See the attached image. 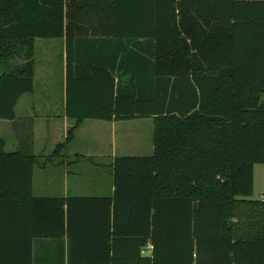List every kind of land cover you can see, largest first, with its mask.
I'll return each instance as SVG.
<instances>
[{"label":"trees","instance_id":"obj_1","mask_svg":"<svg viewBox=\"0 0 264 264\" xmlns=\"http://www.w3.org/2000/svg\"><path fill=\"white\" fill-rule=\"evenodd\" d=\"M98 35L113 43L107 63L90 46ZM59 38L74 124L53 157L86 119L151 118L153 153L114 160L112 198H35L38 156L0 139V264H32L34 239L63 234L69 264H89L75 236L98 214L109 231L113 221L108 264H264V201L251 200L264 165V1L0 0V119L32 92L33 41Z\"/></svg>","mask_w":264,"mask_h":264},{"label":"crops","instance_id":"obj_2","mask_svg":"<svg viewBox=\"0 0 264 264\" xmlns=\"http://www.w3.org/2000/svg\"><path fill=\"white\" fill-rule=\"evenodd\" d=\"M264 1V0H256ZM89 29L101 32L109 30V25L94 23ZM101 37L100 35L97 36ZM101 40L94 44L93 48L95 59L107 63L111 61L112 42L108 36H102ZM105 40V41H103ZM101 47V48H100ZM92 48V47H91ZM54 49L60 57L61 64V89L50 87L49 70L50 60ZM79 53L83 47L73 48ZM101 49V52L97 50ZM75 52L73 58L75 56ZM56 54V53H54ZM25 63L18 59L17 65ZM33 89L31 93L23 94L14 106V119L12 121L0 119V139L5 141V152L14 153L19 150L31 151L35 156L49 158L47 165L42 167V175L39 178V193L42 196L35 198H112L114 194L113 177L110 183H96L91 186L82 185L79 172H71L70 166H77L78 159L102 160L111 159V168L113 172V162L121 157H150L153 153L152 128L153 120L151 118L136 119L119 122H106L86 119L76 130L74 139L67 146L65 154L61 158L71 157L69 164L66 160L59 162L62 166H55L53 151L58 144L64 142L67 130L74 124V120L65 116L66 105V42L65 38L59 39H35L33 41ZM60 93V99L56 96ZM59 105L62 114L57 118L54 114L55 106ZM58 107V109H59ZM60 121L61 126L56 123ZM146 121L150 122L145 123ZM146 124V125H145ZM12 129L13 141L9 138L8 129ZM151 133V142L147 140V134ZM149 135V134H148ZM51 139L48 150L45 145ZM11 144L15 149L8 151V145ZM68 148L70 151L66 153ZM40 150V153L37 151ZM46 151H50L46 154ZM70 155V156H68ZM51 161V162H50ZM262 165L253 167V193L256 192V172L261 173L264 169ZM32 184V194L34 192V177ZM59 176V177H58ZM259 188H257L258 190ZM86 193V196H84ZM260 193L264 195V188H260ZM251 200L252 197H251ZM260 201H264L261 199ZM15 223L17 220L14 221ZM17 224V223H16ZM93 227L89 232L78 231L75 236V248L82 254L92 253L94 260L89 264H108L99 260L101 256L113 255V243L115 240L113 221L111 224V234L108 223L99 214L93 220ZM15 232H10L15 238L19 235L17 227ZM13 230V228H12ZM1 239V229H0ZM111 245V250H110ZM152 247V245L149 243ZM22 248V247H21ZM151 250L142 249V256L149 257ZM71 253V240L67 234H63L57 239H39L32 241V264H69ZM113 264V261H112Z\"/></svg>","mask_w":264,"mask_h":264},{"label":"rangeland","instance_id":"obj_3","mask_svg":"<svg viewBox=\"0 0 264 264\" xmlns=\"http://www.w3.org/2000/svg\"><path fill=\"white\" fill-rule=\"evenodd\" d=\"M53 54L51 55V60H50V70H49V84L50 87L52 88H56L60 91L61 89V64H60V57L57 55L56 50L54 49V51L52 52ZM56 53V54H54ZM60 93L58 94V96H56V99H60ZM59 105L57 103V105L55 106V111L54 114L57 118H59L62 114V111L59 107ZM56 126L60 127L61 126V122L57 120ZM145 123H150L148 121H146ZM146 125V124H145ZM9 131V138L12 139L13 133H12V129H8ZM147 140H149L151 142V133L147 132ZM149 134V135H148ZM13 141V139H12ZM51 139H49L48 141V145L46 144V150H48L49 145L51 143ZM8 151H14L15 149L12 147L11 144L8 145L7 148ZM70 151V148H68L67 150V154ZM38 153H40V150L37 151ZM50 151H46V154H49ZM65 153H63L62 155H64ZM62 155L60 154L59 157L57 158H52L54 160L53 164L55 166H61V164L59 162H61L62 160H66L69 164L72 162L73 159H71V157H67V158H61ZM70 156V155H68ZM47 157H45V155H42L41 157L38 156V165L35 167V177H34V192H33V196L34 197H39L42 196L41 193H39L38 189H39V178L42 175V167L43 165H47L46 163L48 162ZM51 162V161H50ZM77 166L75 167H71L70 166V171L73 172H79L78 175H80L81 178V182L82 185L86 188V186H91L92 184H96V183H110L112 181V168H111V159L109 158H104L102 160H90V159H78V161L76 162ZM264 169V165L261 166ZM62 169V166L60 167ZM59 177V176H58ZM256 186L257 188H259L257 190L256 188V192L253 193L252 195V199L253 200H261L264 199V195H262L260 193V188H264V171L261 173L256 172ZM84 196H86V193H84Z\"/></svg>","mask_w":264,"mask_h":264},{"label":"built area","instance_id":"obj_4","mask_svg":"<svg viewBox=\"0 0 264 264\" xmlns=\"http://www.w3.org/2000/svg\"><path fill=\"white\" fill-rule=\"evenodd\" d=\"M149 249H152V247L150 245H147L145 250H149Z\"/></svg>","mask_w":264,"mask_h":264}]
</instances>
